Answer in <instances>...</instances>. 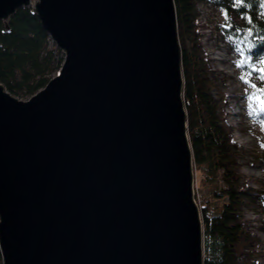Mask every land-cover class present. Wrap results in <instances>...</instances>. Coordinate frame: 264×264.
I'll return each mask as SVG.
<instances>
[{"label":"water","instance_id":"obj_1","mask_svg":"<svg viewBox=\"0 0 264 264\" xmlns=\"http://www.w3.org/2000/svg\"><path fill=\"white\" fill-rule=\"evenodd\" d=\"M64 62L0 83L2 264H204L175 0H0Z\"/></svg>","mask_w":264,"mask_h":264},{"label":"trees","instance_id":"obj_2","mask_svg":"<svg viewBox=\"0 0 264 264\" xmlns=\"http://www.w3.org/2000/svg\"><path fill=\"white\" fill-rule=\"evenodd\" d=\"M227 15L236 13L243 25L232 22L227 31L252 45L255 57H264V0H214ZM182 67L184 99L194 163L207 176L223 173L225 189L216 195L225 201L220 209L202 208L205 228L204 264H257L248 245L252 235L246 230L243 201L252 198L244 180L234 172L239 147L225 118L221 100L213 91L208 56L201 44L198 0H175ZM249 19L251 23H249ZM10 32L0 22V83L11 94L32 97L43 89L64 57L56 60L53 44L39 18L30 9H20L11 17Z\"/></svg>","mask_w":264,"mask_h":264},{"label":"rangeland","instance_id":"obj_3","mask_svg":"<svg viewBox=\"0 0 264 264\" xmlns=\"http://www.w3.org/2000/svg\"><path fill=\"white\" fill-rule=\"evenodd\" d=\"M198 11L201 44L207 53L211 79L215 83L213 95L221 100L228 126L239 147L236 157L238 164L234 167V172L244 180L243 190L252 196L243 201L246 230L252 235L248 254L253 256L257 264H264V115H259V101L264 99V95L249 100L246 93L251 94L254 89L243 82L251 79L252 83L258 86L261 84L255 78L256 73L251 78L248 76V70L264 67V57H255L249 42L227 32L232 29V22L237 26L243 25L239 15H227L214 0H198ZM53 44H50V48ZM55 54L56 60L64 57L61 51H55ZM220 54L225 58L224 61L217 59ZM58 72L56 70L52 77ZM13 95L24 101L30 99L24 93ZM249 104L252 105L251 110ZM195 175L196 199L201 210L204 206H209L212 210L220 209L225 199L217 198L216 195L225 189L223 173L220 171L207 176L205 171L195 165ZM2 263L0 251V264Z\"/></svg>","mask_w":264,"mask_h":264},{"label":"snow or ice","instance_id":"obj_4","mask_svg":"<svg viewBox=\"0 0 264 264\" xmlns=\"http://www.w3.org/2000/svg\"><path fill=\"white\" fill-rule=\"evenodd\" d=\"M236 2L240 3L241 5H243V3L245 2V0H236ZM249 23H251V20L249 19ZM243 65H238V67H241ZM253 73H256V79L261 81V84L258 86L254 83L251 82V79L243 81L246 85H248L249 87H251L252 89H254V91L251 94H247V98L249 100H254L258 95H264V67L262 68H251L248 70V76L251 78ZM241 79L243 80V77H241ZM259 106H260V114L259 115H264V99H261L259 101ZM249 109L251 110L252 105L249 104ZM250 115L252 114L251 111L249 113ZM262 123H264V121H262Z\"/></svg>","mask_w":264,"mask_h":264},{"label":"bare ground","instance_id":"obj_5","mask_svg":"<svg viewBox=\"0 0 264 264\" xmlns=\"http://www.w3.org/2000/svg\"><path fill=\"white\" fill-rule=\"evenodd\" d=\"M217 59H219V60H221V61H224V60H225V58H223V55H222V54H220L219 57H218ZM233 59H234V58H232V60H233Z\"/></svg>","mask_w":264,"mask_h":264}]
</instances>
